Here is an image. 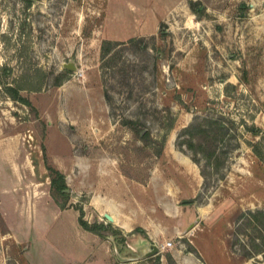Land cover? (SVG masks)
I'll return each mask as SVG.
<instances>
[{
  "label": "rangeland",
  "instance_id": "1",
  "mask_svg": "<svg viewBox=\"0 0 264 264\" xmlns=\"http://www.w3.org/2000/svg\"><path fill=\"white\" fill-rule=\"evenodd\" d=\"M146 241L138 264H264V0H0V264Z\"/></svg>",
  "mask_w": 264,
  "mask_h": 264
},
{
  "label": "trees",
  "instance_id": "2",
  "mask_svg": "<svg viewBox=\"0 0 264 264\" xmlns=\"http://www.w3.org/2000/svg\"><path fill=\"white\" fill-rule=\"evenodd\" d=\"M111 44L112 43L109 40L103 42L101 59L105 58L106 53L110 51ZM5 90L7 91L9 96L12 97L14 100L21 101V102H23L26 105H32V102L30 101V99L25 97V96H23L21 94V92H20L21 89L20 88L14 86V85H7L5 87ZM34 90H38V88H36ZM107 97H108V95H107ZM171 124H173V122ZM171 124L169 125V128L171 127ZM212 124H213V122H212ZM202 125H203V123L201 121L200 116H197L190 125H188L187 127H185L183 129V132L186 133L190 137L189 140H187V142H188L189 149H191V152H192L191 153L192 154V158H193L194 162L199 165L201 174H202V176L204 177V179L206 181L207 178L209 177V172L207 171L206 166L204 165V162H203V160L205 158L204 157L205 156L204 155V149L200 146V143L196 144L194 142V138L198 137V135L200 136V134L205 131L203 129ZM214 130H215V128L212 127L211 131H214ZM251 130L254 133H257L259 131V129L256 128V127H252ZM144 136H146V135L143 134L141 138L144 139L145 138ZM165 138H166V134L164 135L163 139L165 140ZM207 155L208 156L206 158H208L209 160H212V158L214 157L213 155H215V151H212V152L208 153ZM49 169L55 174V177L53 178V182L55 183V181L60 179V177H61L60 173H59V171L57 169H55L53 167H49ZM220 178H222V175L219 176V179ZM63 186H64V183H61L59 185V188H62ZM79 222H80L81 226L83 228H85L86 230H89V231H92V232H96V233H99V230H98L99 228L104 227V225L100 224V223L91 224L87 220H84L82 216H80ZM100 235L103 236V237L105 236L102 233H100Z\"/></svg>",
  "mask_w": 264,
  "mask_h": 264
},
{
  "label": "water",
  "instance_id": "3",
  "mask_svg": "<svg viewBox=\"0 0 264 264\" xmlns=\"http://www.w3.org/2000/svg\"><path fill=\"white\" fill-rule=\"evenodd\" d=\"M68 68L70 69H74L75 68V65L74 64H67L66 65ZM105 217L113 222L114 221V218L113 216L110 214V213H105L104 214ZM111 240L114 241L113 237H111ZM115 247V251H116V254H117V257L121 260V261H129V260H140V259H143V258H146L148 256H151L155 253H158L159 252V246L151 241H146L144 243H142V246L141 248H139V252L138 253H134L133 256L131 257H125L123 256V253H121L119 251V249L117 248L116 244L114 245ZM144 249V250H143Z\"/></svg>",
  "mask_w": 264,
  "mask_h": 264
},
{
  "label": "crops",
  "instance_id": "4",
  "mask_svg": "<svg viewBox=\"0 0 264 264\" xmlns=\"http://www.w3.org/2000/svg\"><path fill=\"white\" fill-rule=\"evenodd\" d=\"M116 218V217H115ZM80 226V225H79ZM82 227L80 226V227H77V229H75V231H77V233L76 234H78V232H79V236L81 235V236H83V237H85L83 234H85V235H92L91 233H90V231H87V230H83V229H81ZM82 233V234H81ZM80 236V237H81ZM136 250V248H134V250H132L133 251V253H138L139 252V249H138V251L137 252H134ZM177 258V257H176ZM163 259V258H162ZM106 260H107V263L108 262H110V264H127V263H125V262H117V263H111V261H110V259L107 257L106 258ZM177 261L179 262V264H198V263H196V261H194L193 259H191V257H188V256H185V257H179V259L177 258ZM136 262V264H138L139 263V261H130V262H128V263H135Z\"/></svg>",
  "mask_w": 264,
  "mask_h": 264
},
{
  "label": "built area",
  "instance_id": "5",
  "mask_svg": "<svg viewBox=\"0 0 264 264\" xmlns=\"http://www.w3.org/2000/svg\"><path fill=\"white\" fill-rule=\"evenodd\" d=\"M171 245H172V242L168 241L167 246H171Z\"/></svg>",
  "mask_w": 264,
  "mask_h": 264
},
{
  "label": "bare ground",
  "instance_id": "6",
  "mask_svg": "<svg viewBox=\"0 0 264 264\" xmlns=\"http://www.w3.org/2000/svg\"><path fill=\"white\" fill-rule=\"evenodd\" d=\"M114 218V217H113ZM113 222H115V218H114V221Z\"/></svg>",
  "mask_w": 264,
  "mask_h": 264
}]
</instances>
